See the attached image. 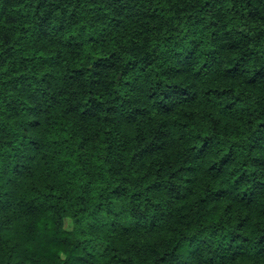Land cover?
Listing matches in <instances>:
<instances>
[{
    "label": "trees",
    "instance_id": "obj_1",
    "mask_svg": "<svg viewBox=\"0 0 264 264\" xmlns=\"http://www.w3.org/2000/svg\"><path fill=\"white\" fill-rule=\"evenodd\" d=\"M0 264H264V0H0Z\"/></svg>",
    "mask_w": 264,
    "mask_h": 264
},
{
    "label": "rangeland",
    "instance_id": "obj_2",
    "mask_svg": "<svg viewBox=\"0 0 264 264\" xmlns=\"http://www.w3.org/2000/svg\"><path fill=\"white\" fill-rule=\"evenodd\" d=\"M65 226H66V227H70V226H71V223H70L69 220H65Z\"/></svg>",
    "mask_w": 264,
    "mask_h": 264
}]
</instances>
